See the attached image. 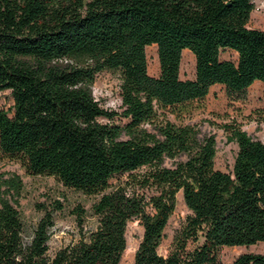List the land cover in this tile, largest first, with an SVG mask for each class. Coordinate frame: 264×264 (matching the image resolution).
Instances as JSON below:
<instances>
[{"label": "trees", "instance_id": "1", "mask_svg": "<svg viewBox=\"0 0 264 264\" xmlns=\"http://www.w3.org/2000/svg\"><path fill=\"white\" fill-rule=\"evenodd\" d=\"M253 7V0H0V90L13 97L11 114L0 108V151L32 174L99 194L95 226L49 254L61 201L42 208L26 240L22 180L0 173V264H119L132 218L143 227L132 264H264L259 252L217 256L221 245L264 241V140L230 126L237 150L224 171L214 167L213 134L158 112L204 97L215 83L230 95L264 84V29L248 25ZM149 44L157 75L147 70ZM224 48L236 59L221 58ZM183 49L194 55L193 78L180 77ZM102 70L120 73V112L92 93ZM179 190L190 213L161 254ZM73 211L81 221L84 208Z\"/></svg>", "mask_w": 264, "mask_h": 264}, {"label": "rangeland", "instance_id": "2", "mask_svg": "<svg viewBox=\"0 0 264 264\" xmlns=\"http://www.w3.org/2000/svg\"><path fill=\"white\" fill-rule=\"evenodd\" d=\"M254 7L250 12L248 25L264 29V0H253ZM147 56V70L152 75L159 72V63L155 44L145 47ZM236 52L230 48L220 51L221 58L236 59ZM180 77L193 78L195 76V58L188 49L182 50L180 62ZM120 73L117 70H102L96 73L92 83V93L99 104L107 109L120 112L121 98L119 84ZM13 97L9 89L0 90V108L12 113ZM160 117L168 118L177 123L194 125L201 134L211 133L215 137L216 152L214 167L230 171L237 144L228 139L230 126H240L248 134L264 140V84L260 80L251 83L242 94L230 95L223 84L215 83L208 93L199 99L185 102L181 106H165L158 108ZM106 120V118H101ZM123 123L126 119L120 116L114 118ZM17 173L22 180V192L19 198V210L24 224V238L30 237L31 231L43 209H51L54 200H60L62 208L54 211V224L50 229L48 239V253L53 252L68 243L76 241L89 228L96 224V217L91 211L92 202L99 194H87L80 190L66 187L52 175L32 174L21 162L0 151V173ZM126 178V173L115 174L110 178L111 186ZM76 206L84 208L83 219L78 220L74 213ZM190 213L186 207L182 193L175 195L174 210L168 217L163 235L157 250L166 254L172 246L173 236L185 222ZM143 227L138 219H129L125 227L126 249L121 254L119 264H132L134 251L142 236ZM193 243L189 242L191 247ZM242 252L264 253V241L242 245H221L217 256L223 261H231Z\"/></svg>", "mask_w": 264, "mask_h": 264}]
</instances>
